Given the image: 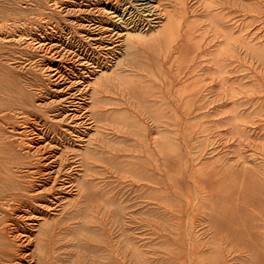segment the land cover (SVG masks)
<instances>
[{"label": "rangeland", "instance_id": "374dc122", "mask_svg": "<svg viewBox=\"0 0 264 264\" xmlns=\"http://www.w3.org/2000/svg\"><path fill=\"white\" fill-rule=\"evenodd\" d=\"M115 1L119 6L125 4L130 12L137 10L134 0ZM106 2L0 0L3 12L0 25L13 28L15 24L21 34H50L58 44L66 46L65 51L95 58L100 53L90 45L89 34L97 32L94 28L97 22L109 23ZM166 2L171 19L179 26L180 41H175L172 48L170 43L150 47V120L146 116L137 117L143 128L139 130L140 136L150 144L149 184L136 181L132 185V176L126 174V160L131 162L126 157L127 146L142 148L138 134L132 137L116 129L129 122L126 118L110 116L98 121L92 102L80 106L78 98L69 108L65 103L67 95L60 92L64 86L59 85L51 86L48 93L35 86L22 87L24 95L33 99L27 108L38 119L33 116L25 119L19 111L0 106V147L13 146L22 161L35 164L40 159L35 152L37 148L45 150L53 146L55 160L71 164L68 171L75 188L61 195L65 199L52 207L45 206L40 199L36 202L40 208L37 219L27 223L34 227L28 254H36L37 245L44 242L49 255L56 257L52 264H65L71 256L77 258L76 264H98L95 253L78 248L76 237L68 235L76 230L81 219L75 215L66 225L57 226L67 213L73 215L82 209L85 190L79 189V182L87 174L82 181H93L94 193L106 191L109 199L118 198L119 204L127 207L115 218V206L95 202L87 214L103 221L94 228L100 237L90 239L84 231L77 233L81 242L100 246L104 264H254L248 238L236 241L231 233L250 229L254 234L251 244L264 240V217L257 206L247 201L250 185L264 191V0ZM100 8L102 15L96 13ZM174 45L179 49H174ZM22 47L0 42L1 80L35 71V55ZM112 70L85 76L89 96L96 90L95 97L103 102L112 99L122 104H101L96 111L109 113L130 104L126 89L114 81ZM43 75L34 72L38 84L42 83ZM105 87L109 92H104L105 89L102 92ZM82 106L86 108L81 113ZM82 114L87 118L72 119ZM43 115L48 117L54 132L45 125ZM88 150L92 155L86 158L89 169L86 173V167L79 162ZM138 156L145 159L141 153ZM133 162L135 171L141 172V161ZM118 165L124 166L123 172ZM22 175L24 169L17 172L16 178ZM59 183L36 180L31 194L48 196L49 188ZM117 190L123 195L116 197ZM48 201L53 200L48 197ZM231 211L252 215L256 221L249 223L243 217L240 226L235 227L227 219ZM47 219L53 222L54 236L47 232L42 240ZM87 224L93 227L88 221ZM6 227L10 231L8 224ZM260 248L264 254V241ZM132 250L135 259L130 258Z\"/></svg>", "mask_w": 264, "mask_h": 264}, {"label": "bare ground", "instance_id": "6f19581e", "mask_svg": "<svg viewBox=\"0 0 264 264\" xmlns=\"http://www.w3.org/2000/svg\"><path fill=\"white\" fill-rule=\"evenodd\" d=\"M134 1L136 2L135 7H137V12H130L126 8L127 6L124 7L125 4H121L122 6H119L118 1L107 0L105 8L110 10L107 15L109 23L104 24L102 21L97 22L98 25H94L97 32L94 34L90 32L89 34L90 41L92 42L90 45L94 47L93 49H96L100 53L98 56L96 55L95 58L89 56L87 57L85 55L86 53L83 54L78 51H65L66 46L64 47V45L58 44V42L54 40L53 36H49L50 34H21V30L15 24L13 25V28L7 27V24L3 25L1 23L0 25V42L21 47L23 46L22 48L30 50V52L35 55L37 61L36 66L34 67L35 71H31V74H16V76L10 75L7 79L5 78V80H1L0 78V106H6L5 109L7 110L19 111V115H22L25 119L29 116L37 117L38 119L39 117L34 114L32 110L27 108L30 106L33 99L30 96L27 97L24 95L22 87L27 89L35 86L37 89L40 88L39 90H45V93H48L51 92V86L59 85L64 86L60 92L63 91L65 92V95H67L65 103L68 104L69 108L73 106L71 104H74V100H77L78 98V100L82 102L80 106L84 105V103H88L89 101L92 102L91 105L94 108L93 110H95V112H93L98 116V119L96 118L98 121H100V118L106 119L110 116L111 118H113L112 116H122V118H126L129 122L116 127V129L120 132H125L132 137L134 136V133L136 135L138 134V137L142 142L141 149H138V147L134 144L127 146L129 154L126 155V157L128 160H131V162H128L126 158H123L126 160L127 164L125 167L128 168L126 174H130L132 176V185H135L136 181H142L146 184L150 183V144L144 140V137L140 136L139 130L143 128H141V125L137 120V117L144 118V116L147 117V120H150V47L153 46V44L156 46H163L170 43L169 47L172 48V44L175 41H180V35H178L179 26L176 27L174 21L171 19L172 14L171 11H169V5L166 2L168 0ZM194 8H196V6H194ZM96 11V13H101V15L104 14L102 13L103 10L101 8ZM0 15H3V12H0ZM213 28L215 27L213 26ZM216 30H218V28ZM206 32L207 31H205V33ZM58 34L60 35V33ZM219 39L221 40L222 37ZM227 43L228 42L225 44ZM177 47V45H174V49H179V47ZM227 47H229L228 44ZM215 49H217V47ZM26 61L27 60H25V62ZM33 66L31 68H33ZM111 68H113L112 75L114 81H118L121 84V88L126 89L128 96L127 99L130 104L128 108L121 110L116 109L115 111L104 113L102 110L96 111V108L101 107V104L103 106H117L119 103L112 99H108L103 102L98 97H95L98 95L96 90H93V95L91 94L89 96L88 92L85 91L89 84L87 82L88 80L86 81L85 78L95 76L96 73L103 70L108 71ZM0 70H3V68H0ZM34 72L44 73L41 83L42 85L37 83L38 80L34 76ZM99 81L100 79L97 80L96 83ZM2 82H6L7 85H4ZM103 90L104 92H109V89L106 87L102 89V92ZM73 92L75 93L71 95ZM69 99L72 101L70 102ZM77 108L78 107L76 105V109ZM85 108L86 107L83 106L80 108L81 113L85 110ZM83 116V114L78 117L73 116L72 119L87 118V116ZM43 117L45 120H42L45 122V125L48 126L52 132H54L53 126L49 124L48 117L46 115H43ZM145 131L147 132V129H145ZM20 146L23 147L22 145ZM16 150L17 149L13 146L6 148L0 147V264H52L56 257L53 254L49 255L47 246L44 242L37 245L36 254L32 252L28 254V247L30 246L32 236L31 228L34 227H32L33 225H27V223H33L36 221V214L38 209H40L36 205V202L39 199V201L46 203L45 206L52 207L60 200L65 199L61 197L62 194L67 195L70 191H72L73 187L75 188L73 185L74 180L72 178V173L70 174L68 171L70 170L71 164L69 165L68 163L63 165V162L59 164L55 160L56 155L54 154L53 146L46 147L45 150H39L37 148L35 152L39 153L38 155L40 159L35 164L22 161L21 156ZM139 153H141L145 159L141 160L138 156ZM84 155L86 157L84 156L82 161L79 163L86 167L87 173L89 172V169H87L88 159L86 160V158L92 154L88 150L84 153ZM134 160L138 162L141 161L143 164L141 172L135 171ZM57 167L58 169H56ZM78 167H80V165H78ZM116 167L120 172L124 171V169L121 168L124 166L118 165ZM14 169L16 170L14 171ZM23 169L25 175L16 178L17 172H23ZM63 177H65V179H63ZM86 177L87 174H85V177L83 175V178L80 177L81 182H79V189H81L82 192L85 190V196H83L84 199L81 202V205H83L81 207L82 209L76 211L73 215H71L72 213H67L66 218H64L63 221H60L57 226L60 228L61 226L66 225L73 219V217L75 218V215L76 218L81 219V223L77 226L76 230H72V232L68 234L69 237H76L75 243L78 248L84 249L89 253H95L96 258L98 259V264H104L100 246H92L81 242L77 239V233H82L84 231L88 234L90 239L100 237V234L98 235L96 229L94 228H96L100 222L103 223V221H98V219L96 220V218H92L87 214V209L95 205V202H102L107 207L115 206V218H118L122 212L126 211L127 207L120 205L118 198L109 199L107 197L108 192L106 191L94 193L95 183L93 181L84 183L83 181ZM36 180H39L40 182L52 180L54 183H58L59 181L60 185L57 186L56 184L51 186L48 191L49 193L47 194L48 196L44 195L43 197H39L31 194V192H34V181ZM121 194L123 195L122 191H116V197ZM48 197L55 201H48ZM247 201L249 204L257 206L261 215L264 217V191H260L255 184L250 185V189L247 191ZM49 202L51 205H49ZM83 208L85 209L83 210ZM243 217L249 223H254V221H256V218L252 215L242 216L240 213H235L234 211L227 213V219H229L235 227L240 226ZM103 220H105L104 216ZM87 221L92 224L93 227H89ZM6 224L11 227L9 228L10 231H8ZM44 224L46 227L44 229L45 231L41 232L42 240L47 236V232L51 233V236L53 237L54 233L52 232L55 230L53 222H49L48 219L44 222ZM249 230L250 229L239 232L236 229L232 231L231 235L236 241H239L246 236L248 238L247 246L249 253L253 256V263L264 264V254L260 248V244L264 240L259 239L251 244L250 240L254 237V234L250 233ZM135 255V250H132L130 258L135 259ZM260 255H262V260L259 258ZM64 262L65 264H76L77 258L75 256H71L68 261Z\"/></svg>", "mask_w": 264, "mask_h": 264}]
</instances>
